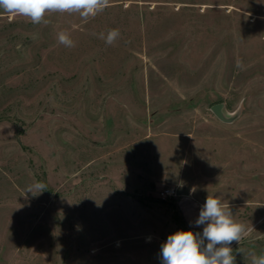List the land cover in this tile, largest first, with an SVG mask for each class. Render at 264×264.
<instances>
[{"label": "rangeland", "instance_id": "1", "mask_svg": "<svg viewBox=\"0 0 264 264\" xmlns=\"http://www.w3.org/2000/svg\"><path fill=\"white\" fill-rule=\"evenodd\" d=\"M45 19L0 10V264H161L184 194L219 196L249 229L235 264L264 254V0H109L86 22Z\"/></svg>", "mask_w": 264, "mask_h": 264}, {"label": "clouds", "instance_id": "2", "mask_svg": "<svg viewBox=\"0 0 264 264\" xmlns=\"http://www.w3.org/2000/svg\"><path fill=\"white\" fill-rule=\"evenodd\" d=\"M109 0H0V10L9 15L27 18L32 24H48V13L78 14L85 22L104 11ZM120 36L118 29H110L107 34L99 33L98 38L112 45ZM57 42L66 48L75 47L67 31L57 33ZM43 183H34L26 193L38 195L43 192ZM193 192L195 189L192 190ZM35 193V194H34ZM195 225H204L202 234L189 230H178L168 235L160 245L161 264H235L236 256L232 242L248 236L249 229L234 219L229 205L219 196L208 195L200 209ZM242 253V250L238 251ZM251 264H264V254L250 252Z\"/></svg>", "mask_w": 264, "mask_h": 264}, {"label": "crops", "instance_id": "3", "mask_svg": "<svg viewBox=\"0 0 264 264\" xmlns=\"http://www.w3.org/2000/svg\"><path fill=\"white\" fill-rule=\"evenodd\" d=\"M178 206L179 209L181 211V214L184 216L186 222L191 226V227H201L203 228L204 225H200V226H196L195 225V219L193 217V221L192 219L188 218L189 216L187 215V213L189 212V210L191 208L195 209V211H197L199 213V210L201 209V206L199 205V202L196 201V199L189 195V194H184L181 195L180 198L178 199Z\"/></svg>", "mask_w": 264, "mask_h": 264}, {"label": "water", "instance_id": "4", "mask_svg": "<svg viewBox=\"0 0 264 264\" xmlns=\"http://www.w3.org/2000/svg\"><path fill=\"white\" fill-rule=\"evenodd\" d=\"M213 112L223 121L225 122H232L237 116L238 113L233 115H228L225 112V103L224 102H217L211 106Z\"/></svg>", "mask_w": 264, "mask_h": 264}, {"label": "built area", "instance_id": "5", "mask_svg": "<svg viewBox=\"0 0 264 264\" xmlns=\"http://www.w3.org/2000/svg\"><path fill=\"white\" fill-rule=\"evenodd\" d=\"M178 196V188L176 186H166L159 192V197L162 199H168Z\"/></svg>", "mask_w": 264, "mask_h": 264}, {"label": "trees", "instance_id": "6", "mask_svg": "<svg viewBox=\"0 0 264 264\" xmlns=\"http://www.w3.org/2000/svg\"><path fill=\"white\" fill-rule=\"evenodd\" d=\"M163 201V200H162ZM165 201V200H164ZM171 203V205H174V202H170ZM175 218L177 219V220H182L183 222L185 221V223H184V230H189V229H191L190 228V226L188 225V223L186 222V220H185V218H184V216L183 215H180L179 213H175ZM192 230V229H191Z\"/></svg>", "mask_w": 264, "mask_h": 264}]
</instances>
